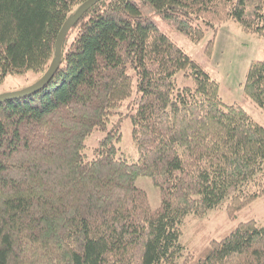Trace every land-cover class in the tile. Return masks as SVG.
<instances>
[{
    "label": "trees",
    "instance_id": "trees-1",
    "mask_svg": "<svg viewBox=\"0 0 264 264\" xmlns=\"http://www.w3.org/2000/svg\"><path fill=\"white\" fill-rule=\"evenodd\" d=\"M85 1L0 0V85L30 70L39 80ZM158 19L194 42L228 21L264 37V0H101L84 13L54 78L0 103V264H264L254 215L184 255L190 215L225 205L234 220L264 198V125L224 102ZM244 91L264 110V60L251 61ZM126 104L133 163L115 117ZM96 131L105 136L89 158ZM140 176L159 188V207Z\"/></svg>",
    "mask_w": 264,
    "mask_h": 264
},
{
    "label": "rangeland",
    "instance_id": "rangeland-1",
    "mask_svg": "<svg viewBox=\"0 0 264 264\" xmlns=\"http://www.w3.org/2000/svg\"><path fill=\"white\" fill-rule=\"evenodd\" d=\"M148 13L155 16L152 11ZM160 28L169 34L180 47H182L194 60L200 63L210 75L219 81L220 94L224 102L228 104H241L256 121L264 125V110L255 104L244 91V84L251 61L264 60V37L245 32L240 24L235 21L223 22L218 30L209 29L200 42H194L185 34L174 30L165 21L158 19ZM214 40L212 53L207 52V46ZM39 73L33 70L24 75H9L5 82L0 85V94L21 90L38 80ZM180 86L187 83V79L180 73L178 75ZM127 103V102H126ZM122 113L121 129L122 140L120 147L122 155L129 162H137L138 150L132 138L131 110L126 104L118 110L115 117L119 118ZM105 136V132L96 131L88 139L86 153L89 158L93 157V150L99 141ZM137 185L144 188L149 196L153 209L161 205V193L149 176H140ZM254 215L264 223V198L256 200L248 208L244 209L232 220L228 217L225 205L220 206L203 218L190 215L183 223L184 234L181 243L184 245V255L195 251L210 240L211 237L220 238L231 227L244 221L247 216ZM204 224V228L199 227Z\"/></svg>",
    "mask_w": 264,
    "mask_h": 264
},
{
    "label": "water",
    "instance_id": "water-1",
    "mask_svg": "<svg viewBox=\"0 0 264 264\" xmlns=\"http://www.w3.org/2000/svg\"><path fill=\"white\" fill-rule=\"evenodd\" d=\"M101 0H87L83 4H81L78 9L72 13L66 22L64 23L57 41H56V50H55V57L52 60L48 70L43 74V76L34 82L33 84L18 90L12 91L8 93L0 94V103L5 102L11 99H19L27 97L33 93H36L42 90L55 76L57 71L59 70L62 60H63V44L68 32L71 28L80 20V18L86 13L91 7H93L96 3Z\"/></svg>",
    "mask_w": 264,
    "mask_h": 264
}]
</instances>
